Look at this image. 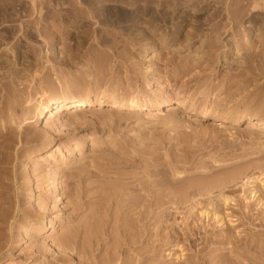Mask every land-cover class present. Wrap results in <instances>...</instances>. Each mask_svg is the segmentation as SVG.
Here are the masks:
<instances>
[{"label":"rangeland","instance_id":"rangeland-1","mask_svg":"<svg viewBox=\"0 0 264 264\" xmlns=\"http://www.w3.org/2000/svg\"><path fill=\"white\" fill-rule=\"evenodd\" d=\"M257 1L259 7L254 10L251 8L253 5L252 0H0V223L5 222L0 224V264H79V257L72 254L74 250L71 249L69 250L70 254L67 253V250L65 251L63 246L61 248V242L65 241L67 244V240L70 238L68 234L70 236L75 235L74 237L78 238L77 244L82 242L83 235L89 234V232L90 235L96 234L90 230L93 227V224H91L93 221H96L95 223L97 224L98 220H95V217L99 220H106L105 223L107 225H104V230L107 233V236H105L107 239L102 240V243L106 244L105 246L108 244L109 247L107 246V248L109 250L113 245V242L109 239L113 241V236H115L114 239L117 236V233L113 230L115 228L117 230L121 226L118 223H122V221H113L114 215L117 212V209L115 213L112 212L114 202L113 207L116 206L115 199L117 200L120 197H124L125 200L131 199L130 197L134 198L135 194L138 193L137 191L128 189V191H125L127 195L124 193V195L120 194L121 196H114V194L112 196V193L123 188L118 179L120 178L122 182L128 184H133L135 175L136 177L139 175L138 178L142 177L144 180H152V178L155 179L156 177H159L156 180H160L161 177L160 174L157 175L158 172L167 173L170 179L176 173H187V175L185 174L184 176L186 185L183 178L181 180L175 177H173L175 180L171 179L170 183L176 186L173 187L171 185V191L173 192L167 193L168 196H172V205H168L167 202L161 205L157 203L156 208L154 206L151 207V215L149 214L146 226L151 221L152 227H154L152 228L153 230H156L155 226L157 227L161 222L163 225L166 223L168 225V228L165 227L161 230V232H164H162L163 234L168 233V237L163 235L165 237H162L163 241L156 240L158 243L154 242L155 249L159 250L161 248V252L159 251L161 254L156 251L155 253L159 257L154 254L153 256L158 258L154 257L151 264H160V262L161 264H166V262L168 264H176L174 261L176 254L178 255L183 252L192 255L195 254L196 248H198L196 251H201L199 255L203 260V257L205 259L206 257L210 258L207 253L210 250L209 246L211 248L212 245L213 249L216 250L221 247L220 243L211 244L209 242V245L204 239L209 234H214L216 238H221L226 234V230H220L215 222L211 223L213 225L215 223L217 227L213 226L212 228L211 224L206 229L203 227L207 223H200L202 225H200V231L197 234L198 239L196 238V243H199L198 245L190 246L184 234L181 236L179 234L186 230V226L184 225L186 223L185 215L188 214L186 213L188 212L187 207L189 208L188 204L183 202L182 190L189 185L187 181H190L192 184L194 180L197 181L196 177L199 178L204 173H206L204 175L205 178L201 176L202 178L198 180H201V183L199 182L201 185H197L199 188L203 186V189L196 188L195 190V187H192L191 191L193 190V193L197 191L198 193V191L203 190L201 192L205 193L204 190L211 187L204 194L207 196L208 193L209 197L207 196V199L200 196L203 198V203L205 204L207 203L206 201H210L212 198L211 201L215 198L217 199L214 201H218L220 196L223 195H227L228 199L232 198L233 202L237 200L241 208L237 205L234 206L235 201L226 210L230 211L235 218L237 217L239 226L247 224L249 221L252 223L244 229L245 232H250L252 240L263 239L264 236L261 238V235L258 237L253 235V233L256 234L257 232L259 234L264 231V221H262L264 220V210L262 208L260 211H257L258 207L255 206L254 202H252L253 204L251 202L247 204V206L250 205V208L243 209L245 201L243 200L244 197H240V193H244V196L249 198L248 192L252 188L249 185H252V183H247V185H244L245 187L242 183L247 177L250 180V177L259 176L260 180H264V128L252 127L247 123L222 124L219 121H214V123L209 118L202 121L194 114L184 113L183 110V107H189L191 103L195 104L193 109L196 112L200 111V108L203 106L211 108L214 105V108L217 107V109L213 108L214 112L216 114L218 110L220 112L217 115H224L225 113V115L232 114L231 116L234 115L233 117H235L247 114L251 117L262 118L264 120V0ZM239 6H242V8L239 9ZM258 33H261V35ZM160 36L166 37L168 40L167 45L161 42L158 43ZM185 37L187 39L191 38L186 42L187 39ZM152 43L155 48L148 49L151 53L146 57H142L143 54H140L141 50L153 46ZM186 43L189 47L186 45L182 46ZM227 43H229L228 46L232 47L231 51L227 49ZM160 44L164 48H161ZM177 44L183 48L178 47V49L177 46L179 45ZM173 49H175L174 53ZM122 50L125 53L129 50L126 53L127 55L124 53L126 56L122 54L124 52ZM159 50L167 52L162 53V55L160 53L157 59L154 55L159 53ZM133 52L135 53L131 55ZM175 56L176 58H173ZM167 57L166 64L165 58ZM122 58H126L128 62ZM197 58L198 60L196 61ZM184 59L186 61H183ZM174 61L177 64H173ZM180 61L186 62V65L189 63L185 68H182L183 63ZM118 62L120 63L118 64ZM134 64L138 68L136 66L135 68ZM155 64L158 65L156 66ZM121 65H124L123 68ZM153 65L156 67L154 68ZM191 65H193L192 69L190 68ZM197 65H200L201 68L199 66L196 67ZM111 67L112 69L109 70ZM151 67L157 68L156 70L160 67L158 71L160 72L159 75L162 76L170 75L174 72L177 73L181 69L185 71L184 73L187 71V75L184 74V76L182 72L178 78L173 77L175 74L168 75L169 78L172 76L176 80H172V78L168 82L164 80L161 86L162 89H166L163 93L164 95H169L170 98L175 96L173 101L184 96L187 100L182 105L183 107L174 104L178 108L172 111L152 110L157 113L155 114L151 111L150 113L152 114H146L145 111H141V113L140 110H127L109 105H92L88 106V108L78 109L79 111H77L70 107L61 109V107H58L54 103L50 105L49 111L43 113L40 118L35 119V115H33L36 111L41 110L43 102L51 97L55 100L63 96H87L90 99H94L96 95L107 96L114 94L119 97L126 96L125 98H129V96H133L132 94H136L138 89L145 88L143 84L141 85V79L139 78L146 76L148 68ZM187 68L188 70H186ZM127 69L133 70L134 74H127L125 71ZM170 69L172 72L169 71ZM138 70L140 73L143 72V75ZM133 71L131 72L133 73ZM144 71L147 73H144ZM138 73L140 74L139 76H137ZM124 75L127 76L128 81ZM77 77H80L78 83L75 79ZM193 77L195 79H192ZM186 79L190 81L189 86ZM183 82L184 87H186L183 90H186L180 91L179 89L182 88H179V86ZM185 83H187V86ZM209 84L210 86L212 84V88L208 86ZM150 86H154V84ZM206 86L209 93L206 90ZM148 90H153V87H150ZM188 90L190 92L193 90L194 93L195 90L196 93L199 92L198 94L200 95L198 97L200 99L197 97L198 94H193V91L190 93ZM197 90H201L204 93ZM186 91L189 92H187V95L185 94ZM166 92L169 93L167 94ZM141 97L142 99H147L145 96ZM189 99L192 101L189 102ZM204 100H208L207 103ZM199 105L203 106L200 107ZM65 110L72 112V114L73 112L77 113L71 114V116L64 115ZM168 113H171V115ZM167 118L168 121L166 120ZM159 119H162L163 122L166 120L170 124L166 122L165 124L162 122V124ZM157 121L160 122V125L155 123ZM138 133L139 135H137ZM141 138L147 147L148 145L151 147H148L151 151L145 148L146 145L142 146L144 144H141ZM154 140H160L157 142L160 148L157 147V143ZM136 141L138 142L137 145ZM121 142L123 144L126 142L125 148ZM130 142L131 144H129ZM119 143H121L124 149L127 148V150L123 151V148L119 147ZM116 144L118 145L116 146ZM118 147L120 150L116 149ZM133 147L136 152L132 149ZM34 149H38V153L31 157L29 155L30 151ZM153 149L154 152L152 151ZM114 150H118L119 153L123 152V154L127 153L129 158H133H131L132 160H128L125 157L127 155L124 154L125 161V159H122L124 157L119 158L117 156L123 154L114 152ZM142 150L146 151L144 152L145 154L142 152L143 157ZM111 151L114 153L111 154ZM132 151V155L135 152L134 156L130 154ZM147 152L149 153L147 154ZM155 152L159 153L155 155ZM106 154L110 156L112 164L108 160L105 161L109 159V156L107 155V158ZM112 155L118 157L119 159L115 158L119 161L113 160ZM123 161L126 163L123 164ZM141 161L144 163L142 164ZM133 162L136 165L140 162L138 165L140 169ZM154 162H156V166ZM157 162L159 163L157 164ZM80 164L84 167L79 168ZM14 167H17L16 171L20 170L17 173H20L21 177H19L20 174L15 173L16 171L14 170L16 168L14 169ZM131 169H134V171ZM148 169L150 172L147 171ZM129 170H131V173ZM138 170H140V173ZM145 170L153 175L150 176L152 178L146 177V173L141 172H145ZM164 170H167V172ZM106 171L109 172L106 173ZM192 172L193 175H190V178L193 176V181L192 178L188 177V173L192 174ZM109 173L113 174V178L115 177L116 179H111L112 175ZM129 173L134 175V178ZM198 173L201 174L198 176ZM171 174L172 176H170ZM207 174L209 177H207ZM223 174H226L227 177H222ZM210 176L215 178L218 176V180L215 178L214 180ZM77 177L81 178L76 180ZM97 178L104 179V182H101L102 184H109L107 187L105 184L102 186L109 187L108 189L105 188V191L108 193L104 190H99V185L101 186L102 184ZM222 178L227 182L223 181ZM108 179L109 181H107ZM129 179L133 182L131 181V183ZM136 179L135 182H137ZM210 179L215 182L218 181L216 182L217 184L222 180V184L227 188L220 185L219 187L224 188L222 189L223 192L220 193L222 190H219V188L216 191L215 188L218 186L217 184H212L213 181L211 182ZM156 180L155 182L157 183L158 181ZM206 180L207 182H205ZM209 182L211 186H209ZM156 183L152 186L159 189L160 185ZM20 184L22 185L21 187ZM77 184H81L80 187ZM95 185L98 186H96L97 189L94 188ZM182 185L186 187L183 186L182 189ZM253 185L256 193L259 194L264 202V187H261L260 182ZM75 186L80 191L77 190L76 192ZM87 187H92V189L89 188L91 189L89 190L90 192L96 189L95 192L98 190L100 192L97 191L99 195L108 194L114 199L111 197V200H109L108 198L110 197H108L107 200L106 198L104 199V202L98 199L95 201L96 199L94 198H99L98 195L96 197V194L93 197H91V194L90 200L86 197V199L81 198L80 194H82L84 188L87 190ZM174 188L176 190L178 188L179 190L176 191ZM100 189L103 188L100 187ZM112 189H115V191H108ZM212 189L213 191H210ZM155 191L159 192L157 189ZM178 191H180L179 194L182 200L179 198L180 195L176 193ZM211 192L213 194L211 196L216 194L215 198L210 197L209 194ZM218 192L222 195L217 194ZM73 193L75 195L78 193L81 199L79 200L77 197L78 194L75 196ZM173 196L178 199V201L175 199L177 202L175 206H173L175 204ZM84 200L86 202L89 201L92 205L95 203L94 208L89 204L92 208L86 207ZM231 200L230 202H232ZM108 201H112V204L110 205V202L107 203ZM120 201L124 200H117V204H120ZM100 202L105 205L103 206ZM178 202L181 204H178ZM72 204H75L76 208L72 209ZM78 204L82 208L78 207ZM186 204L187 206H185ZM95 207H97L96 209L99 208L98 211ZM106 207L108 209L112 208L110 211L114 215L110 211L108 212ZM136 207L126 210L133 212L136 210L135 212L138 213L142 208L140 206ZM201 207L198 206L199 209ZM101 208H106V211L102 209V213H100ZM21 209L26 211L24 212ZM220 209V212L225 211L223 208ZM162 210L164 211L162 212ZM241 210H244L243 214L247 213L244 217ZM246 210H249V212ZM95 211L98 212V216ZM113 211L115 210L113 209ZM166 211L167 213L170 212L167 214ZM87 212L89 213L88 215L91 213L93 217L96 213V216L92 218L93 221L91 219L87 220L88 223L86 224L87 221L84 220L87 217H91V215L87 216ZM102 214L103 216L105 214L111 215V218L109 216L106 217L107 219L103 218ZM166 214L169 217L164 219ZM246 216L247 218H245ZM256 216L260 217L261 221ZM161 219H164L166 223H163ZM78 221H81L80 224H78ZM89 222L91 223L89 224ZM111 222L117 227L114 228L112 226L114 229L110 227L113 224ZM196 222L199 223L198 220ZM77 224L80 228L72 226ZM96 224H94V227L97 228ZM191 224H194L193 221ZM49 225L52 227L48 230L46 229L47 231H43L45 226ZM84 225L86 227L88 225L86 229L89 232H86V234H84ZM70 226L74 229L70 228ZM162 226L159 227L161 228ZM109 227L113 229L112 231L116 235H113ZM125 228L129 229L130 226L125 224ZM95 229L92 230L98 231ZM175 229H178L177 232ZM164 230H166V233ZM70 231L72 233L76 231V234H72ZM221 232H224V235ZM108 233L109 235L112 234L110 236L112 238L108 237ZM5 234H8V236ZM2 235H5L6 238ZM63 235L66 237H63ZM175 235L177 238H175ZM73 236H71V239H74ZM172 236L175 238L174 240ZM182 236L185 239L183 238L182 240ZM192 236L195 237V234ZM199 236L201 238L204 237V240L200 239ZM1 237L3 238L1 239ZM94 237L96 236L94 235ZM90 238H93V236ZM176 239L179 241L177 242ZM170 240L171 243H169ZM140 241L139 244L138 242L136 243V246L141 251V255H145L148 253L145 252V243L143 240ZM59 242L61 243L60 245ZM109 242L112 244L109 245ZM205 243H208L209 246L205 245ZM49 244H55L56 249L49 247ZM142 244L144 247H142ZM156 244L162 245V247L157 246L156 248ZM73 245L75 244L73 243ZM178 245L181 247L179 246L178 248ZM180 249L182 250L179 252ZM219 250L217 251L218 254L224 253L223 251L221 253ZM63 251L64 254L61 253ZM95 252H99V249ZM56 253L64 256L66 254V260L62 261V258H57ZM185 254L182 255L183 258L186 257ZM174 255L175 259L173 258ZM67 256L70 258L68 259ZM76 257H78V260ZM160 257L163 258L161 260H164V262L160 260ZM191 258L189 257L188 259L193 260L195 256ZM180 260L182 261V259ZM179 261L176 260L177 264L181 262ZM223 261L224 256L220 259L219 264H222Z\"/></svg>","mask_w":264,"mask_h":264},{"label":"bare ground","instance_id":"bare-ground-1","mask_svg":"<svg viewBox=\"0 0 264 264\" xmlns=\"http://www.w3.org/2000/svg\"><path fill=\"white\" fill-rule=\"evenodd\" d=\"M241 1V0H240ZM258 1L257 0H252V9H254L255 10V8H257V7H259V4L257 3ZM263 7V6H262ZM242 8V6H239V9H241ZM258 10V9H257ZM253 27V26H252ZM264 27V26H263ZM177 31V30H176ZM176 34V33H175ZM186 34V33H185ZM259 34V33H258ZM259 35H261V33L259 34ZM259 35H257V36H259ZM173 36V35H172ZM186 37H187V35H186ZM185 37V38H186ZM261 37V36H260ZM172 38V37H171ZM175 38V37H174ZM191 38V37H190ZM189 38V39H190ZM173 39V38H172ZM187 39V38H186ZM186 39H185V41H186ZM189 39H187V41L186 42H188L189 41ZM234 39H236V37H234ZM232 40V39H231ZM237 40V39H236ZM244 40V39H243ZM235 41V40H234ZM159 42H161V43H164V44H166L167 45V42H168V40L166 39V37L164 36H160L159 38H158V43ZM231 42V41H230ZM229 42V43H230ZM185 43V42H184ZM206 43V42H205ZM208 43V42H207ZM229 43H227V49L228 50H230L231 51V49H232V47H230V46H228L229 45ZM237 43V42H236ZM153 44V43H152ZM177 45H179V44H177ZM188 46V44L186 43V44H183L182 46ZM240 45V44H239ZM165 46V45H164ZM182 46H177V48L179 47V48H181ZM233 46V45H232ZM237 46H238V44H237ZM160 47L161 48H164L163 47V45H161L160 44ZM166 47V46H165ZM168 47V46H167ZM189 47V46H188ZM153 48H155L154 47V44H153V46H150L149 48H144V49H142L141 50V53L140 54H143L142 55V57H146L147 55H149V53H151L150 51H148V49H153ZM161 48H159V49H161ZM177 48H175V49H177ZM178 48V49H179ZM183 48V47H182ZM124 49V48H123ZM167 49H169V48H167ZM166 49V50H167ZM175 49H173L172 51H173V53H174V50ZM234 49V48H233ZM125 50V49H124ZM124 50H122V51H124ZM139 50H140V48H139ZM169 50H171V49H169ZM190 50H192V49H190ZM196 50V49H195ZM129 50H127V52H128ZM180 51V50H179ZM186 51V50H185ZM227 51V50H226ZM126 52V53H127ZM165 52H167V51H160L159 50V53H156L154 56L157 58V56L158 55H160V53H161V55H162V53H165ZM196 52V51H195ZM116 53H118V52H116ZM119 53H121V52H119ZM125 51L122 53L124 56H126L125 54ZM135 52H133V53H131V55L132 54H134ZM197 53V52H196ZM154 54V53H153ZM171 54V53H170ZM117 55H120V54H117ZM130 55V56H131ZM173 55V54H172ZM175 55V54H174ZM196 55V54H195ZM194 55V56H195ZM152 56V55H151ZM177 56V55H176ZM176 56L175 57H173V58H176ZM197 56V55H196ZM195 56V57H196ZM226 56V55H225ZM127 57H129V56H127ZM161 57V56H160ZM171 57V56H170ZM199 57H200V55H199ZM202 57V56H201ZM224 57V56H223ZM192 58V57H191ZM190 58V59H191ZM227 58V57H226ZM123 60H125L124 58H122ZM121 59V60H122ZM158 59V58H157ZM166 59H168V57L167 58H165V63L167 64V62H166ZM171 59V58H170ZM186 59V58H185ZM183 60V61H186V60ZM161 60H163V59H161ZM174 60V59H173ZM178 60V59H177ZM182 60V59H181ZM187 60H189V59H187ZM198 60V58L196 59V61ZM126 61L128 62V60L126 59ZM176 61V60H175ZM174 61V63L173 64H177V62H175ZM179 61V60H178ZM183 61L181 62V63H183ZM164 62V61H163ZM179 62V63H180ZM191 62V61H190ZM101 63V62H100ZM103 63H105V62H103ZM102 63V64H103ZM120 62H118V64H119ZM123 63V62H122ZM138 63V62H137ZM186 63V62H185ZM185 63H183L182 64V68H185L187 65H188V63H187V65L185 64ZM198 63V62H197ZM200 63V62H199ZM101 64V65H102ZM125 64V63H124ZM131 64V63H130ZM171 64V63H170ZM192 64V63H191ZM201 64V63H200ZM126 66H127V64H125ZM152 65V64H151ZM156 65V64H155ZM158 65V64H157ZM156 65V66H157ZM169 65V64H168ZM190 65V64H189ZM193 65H194V62H193ZM193 65H191L190 66V68L193 66ZM196 65V64H195ZM208 65H210V64H208ZM111 66H113V65H111ZM118 66V65H117ZM122 66V65H121ZM120 66V67H121ZM124 66V65H123ZM123 66H122V68H123ZM129 66V65H128ZM134 67L136 66L135 64L133 65ZM154 66V65H153ZM156 66H154V68L156 67ZM170 66V65H169ZM200 67V65H197L196 67ZM114 67V66H113ZM137 67V66H136ZM135 67V68H136ZM122 68H121V70H122ZM138 68V67H137ZM140 68V67H139ZM154 68H148L149 70H148V73L146 72V71H144V73L146 72L147 74H146V76H144L143 78H139V79H141V85L143 84V87L145 86V88H140V89H138L137 90V92H136V94H132L133 96H129V98H125V97H119V96H117V95H114V94H110V95H107V96H97L96 95V97L94 98V99H90V98H88L87 96H84V97H81V96H63V97H61V98H59V99H57V100H55L54 98H47L44 102H43V107L41 108V110H39V111H36L33 115H35L34 117H35V119H38V118H40L41 117V115L43 114V113H45V112H48L49 111V108H50V105L51 104H54V103H56L57 104V106L58 107H61V109L62 108H67V107H70V108H74L75 110H77V111H79L78 109H81V108H88V106H94V105H109V106H115V107H118V108H123V109H127V110H140V112L141 111H145L146 112V114H148V113H150L152 110H156V111H172L173 109H175V108H178V107H176V106H174V104H176V105H183L185 102H186V98L184 97V96H181V92H180V96L181 97H179V99H176L175 101H173V98L175 97V96H173V98L171 97L170 98V96L169 95H164L163 93L166 91V89H162L161 88V86L163 85V81L164 80H166L167 82H168V80H170V78H172V80L174 79L173 77H175V78H178L179 76H180V74H182V72H183V75L184 74H186L187 75V71H186V73H184L185 71H182V69L181 70H179L177 73H175L174 71V73H172V74H175L173 77L171 76L170 78H169V76L170 75H172V74H167V75H164V76H162V75H159V69H160V67H159V69L158 70H156V69H154ZM167 68V67H166ZM178 68V67H177ZM181 68V67H180ZM189 68V70H191ZM201 68V67H200ZM102 69H104V68H102ZM112 69V67L109 69V70H111ZM116 69V68H115ZM133 69V68H132ZM171 69H172V67H171ZM169 70V71H171L172 72V70ZM179 69V68H178ZM211 69H213L212 67H211ZM108 70V71H109ZM140 70V69H139ZM138 70V71H139ZM185 70V69H184ZM186 70H188V68L186 69ZM116 71H117V69H116ZM124 71V70H123ZM126 72H127V74H134V71L133 70H131V69H127V70H125ZM131 71H133V73L131 72ZM137 71V72H138ZM166 71V70H165ZM176 71H177V69H176ZM113 72V71H112ZM137 72H135V73H137ZM164 72V71H163ZM188 72H190V71H188ZM114 73V72H113ZM119 73V72H118ZM139 73H140V71H139ZM138 73V75L137 76H139L140 74H142L143 75V72L142 73H140L139 74ZM162 73V72H161ZM169 73V72H168ZM195 73V72H194ZM117 74V73H116ZM125 74V73H124ZM166 74V73H165ZM169 75V76H168ZM125 76V75H124ZM135 76V75H134ZM133 76V77H134ZM137 76H135V77H137ZM185 76V75H184ZM203 76V75H202ZM127 76H125V78H126ZM78 78V77H77ZM77 78H75L76 79V82L78 83V80H79V78L77 79ZM138 78V77H137ZM169 78V79H168ZM198 78V77H197ZM200 78V77H199ZM189 79H190V77H189ZM192 79H195L194 77L192 78ZM126 80H127V78H126ZM136 81H137V79H135ZM134 80V81H135ZM174 80H176V79H174ZM187 81H188V79H186ZM80 81V80H79ZM128 81V80H127ZM180 81V80H179ZM184 81V80H183ZM186 81V82H187ZM196 81H197V79H196ZM199 81H200V79H199ZM198 81V82H199ZM204 81V80H203ZM170 82V81H169ZM176 82H178V81H176ZM175 82V83H176ZM189 82L190 81H188V86H189ZM166 83V82H165ZM201 84H202V82H200ZM209 83V82H208ZM212 83V82H211ZM153 85L154 84V86H150V85ZM169 84V83H168ZM172 84V83H171ZM181 84V83H180ZM186 84V86H187V83H185ZM195 84V83H194ZM140 85V86H141ZM167 85V84H166ZM175 85V84H174ZM204 85H205V82H204ZM203 85V86H204ZM136 86V85H135ZM139 86V85H138ZM147 86V87H146ZM172 86V85H171ZM193 86V85H192ZM195 86V85H194ZM197 86L199 87V85L197 84ZM202 86V85H201ZM208 86H210V84L208 85ZM211 86H212V84H211ZM210 86V87H211ZM150 87H153V90H148ZM190 87H191V85H190ZM197 87V88H198ZM136 88V87H135ZM179 88H182V89H179L180 91H182L183 90V88H186V87H184V82H183V84L182 85H180L179 86ZM188 88V87H187ZM195 88V87H194ZM205 88V87H204ZM212 88V87H211ZM152 89V88H151ZM168 89V88H167ZM189 89V88H188ZM200 89V88H199ZM203 89V88H202ZM171 90V89H170ZM184 90H186V89H184ZM183 90V91H184ZM194 90V89H193ZM192 90V91H193ZM206 90H207V86H206ZM206 90H205V92H206ZM133 91H134V89H133ZM189 91V90H188ZM188 91H186V95H187V92ZM191 91V92H192ZM197 91H201V90H197ZM208 91V93H209V90H207ZM190 92V91H189ZM188 92V93H189ZM190 92V93H191ZM125 93V92H124ZM127 93V92H126ZM167 94L169 93V92H166ZM195 93H196V90H195ZM194 93V91H193V94H195ZM199 93V92H198ZM198 93H196V94H198ZM201 93H204L203 91H201ZM207 93V92H206ZM130 94V93H129ZM184 94V95H185ZM192 94V95H193ZM125 95V94H124ZM127 95H128V93H127ZM170 95H172L171 93H170ZM176 95V94H175ZM179 95V94H178ZM177 95V96H178ZM200 94H198L197 95V97L199 96ZM206 95V94H205ZM123 96V95H122ZM141 96H145V97H147V99L145 98V99H142V97ZM215 96V95H214ZM186 97H191V96H186ZM205 97V96H204ZM204 97H202L203 99H205ZM209 97V96H208ZM177 98V97H176ZM199 98V97H198ZM193 99V98H192ZM200 99V98H199ZM190 100V99H189ZM226 100V99H225ZM192 100H190L189 102H191ZM205 101V100H204ZM204 101H203V103H204ZM208 101V100H207ZM207 101H205L206 103H207ZM188 102V101H187ZM197 103H199L198 101H197ZM197 103H196V105H197ZM206 103H204V104H206ZM213 103V102H212ZM225 103V102H224ZM228 103V102H227ZM201 104V103H200ZM211 104V103H210ZM214 104H216V103H214ZM209 105V104H208ZM188 106V105H187ZM193 106H195V104L194 103H191V105L189 106V107H183V110H184V113H186V114H194L197 118H199V119H201L202 121L203 120H205L206 118H209V119H211V121L212 122H214V121H219L220 123H236V124H241V123H247V124H249L250 126H252V127H263L264 128V120L262 119V118H257V117H251V116H249V115H247V114H242V115H239V116H235V117H233V116H231V115H225V113H224V115H217L218 114V112H219V110H218V112H217V114L214 112V109H217V107L216 108H214L213 106L211 107V108H209L208 106H200V107H202V108H200L201 110L200 111H198V112H196V111H194V109H193ZM198 106V107H199ZM214 108V109H213ZM69 109V108H68ZM73 109V111H75ZM66 112H64V115H70L71 116V114H72V112H69L68 110H65ZM81 111V110H80ZM135 112V111H134ZM133 112V113H134ZM152 112H154V111H152ZM74 113H77V112H73V114ZM142 113V112H141ZM155 113V112H154ZM153 113V114H154ZM157 113V112H156ZM155 113V114H156ZM220 113V112H219ZM222 113V112H221ZM72 114V115H73ZM80 114V113H79ZM150 114H152V113H150ZM169 115H171V113H168ZM230 114V113H229ZM77 115V114H76ZM170 117V116H169ZM170 118H172V117H170ZM169 118V119H170ZM175 120H176V118H174ZM165 120V119H164ZM167 121H168V118L166 119ZM165 120V122L166 123H169V122H167ZM172 120V119H171ZM171 120H169V121H171ZM159 121H161V123L163 122V120L161 119H159ZM27 122H29L28 120H27ZM26 122V123H27ZM165 122H163L164 124H165ZM156 124H159L160 122H155ZM162 123V124H163ZM215 123V122H214ZM155 124V125H156ZM170 124V123H169ZM168 124V125H169ZM173 124V123H172ZM171 124V125H172ZM18 125H19V123H18ZM160 125V124H159ZM140 130V129H139ZM139 133H140V131H139ZM139 133L137 134V135H139ZM136 134V133H135ZM136 137V136H135ZM151 137V136H150ZM138 138V137H137ZM142 139V138H141ZM146 139V138H145ZM151 139V138H150ZM137 140V139H136ZM133 141V140H132ZM138 141V140H137ZM135 142L136 143V145L138 144V142ZM154 141H156V140H154ZM160 141V140H159ZM158 140L156 141V143L157 142H159ZM140 142V141H139ZM122 143V146L124 147V145L126 144V142H125V144H123V142H121ZM121 143H119V147H122L121 146ZM129 144H131V142L129 143ZM141 144H144V145H142V146H145L146 144L145 143H143V139H142V143ZM155 144V143H154ZM158 144L159 143H157V147L158 148H160V146H158ZM118 144H116V146H117ZM132 145H133V143H132ZM156 145V144H155ZM160 145H162V144H160ZM82 146V145H81ZM115 146V147H116ZM119 147L118 148H116V149H119ZM122 147V148H123ZM148 147H150L149 145H148ZM147 147V145H146V149L148 148ZM173 147V146H172ZM125 148V147H124ZM123 148V151L124 150H127V148L126 149H124ZM138 148V147H137ZM151 148V147H150ZM150 148H148L149 150H150ZM133 150H134V147L132 148ZM147 149V150H148ZM169 149V148H168ZM181 149V148H180ZM113 150V149H112ZM120 150V149H119ZM140 150H141V148H140ZM172 150L174 151V149L172 148ZM171 150V151H172ZM121 151H122V149H121ZM120 151V152H121ZM135 152H136V150H134ZM151 151V150H150ZM153 152H154V149L152 150ZM156 151V150H155ZM114 152H118L119 153V151L118 150H114ZM113 151H111V154L112 153H114ZM126 152V151H125ZM135 152H134V154L132 155V153H133V151L130 153L132 156H134L135 155ZM144 153V152H146V151H141V153ZM37 153H38V149H34V150H32V151H30V156L32 157L33 155H37ZM118 153H116V154H118ZM122 154H123V152H121ZM121 153H119V154H121ZM128 153H129V150H128ZM139 153V152H138ZM143 153H142V157H143ZM149 152H147V154H148ZM151 154H152V152H150ZM159 152H155V155L156 154H158ZM125 155H127V153H124ZM124 154L123 155H121V156H119V155H117L119 158H121V157H124ZM140 154V153H139ZM138 154V155H139ZM145 154V153H144ZM150 154V155H151ZM154 154V153H153ZM108 154H106V156H107ZM114 155V154H113ZM112 155V156H113ZM141 155V154H140ZM139 155V156H140ZM109 156V155H108ZM108 156H107V158H108ZM138 156V157H139ZM152 156V155H151ZM159 156V155H158ZM116 157V156H115ZM114 156L112 157V159L113 160H115L116 158H118V157H116L115 158ZM125 157H127L128 158V160L129 159H131V158H133V157H131V158H129V155H127V156H125ZM122 158V159H125V161H126V158ZM118 158V159H119ZM137 158V157H136ZM145 158H147V157H145ZM157 158V157H156ZM106 159V158H105ZM140 159V158H139ZM110 161V163H111V160H110V156H109V159H106L105 161ZM117 160V159H116ZM121 160V159H120ZM128 160H127V162H128ZM132 160V159H131ZM131 160H130V162H131ZM137 160V159H136ZM141 160V159H140ZM139 160V161H140ZM153 160V159H152ZM154 160H156L157 161V159H155L154 158ZM104 161V162H105ZM117 161H119V160H117ZM125 161H123L124 163L123 164H125L126 162ZM148 161V160H147ZM146 161V162H147ZM103 162V163H104ZM135 162V161H134ZM133 162V163H134ZM142 162V161H141ZM201 162V161H200ZM199 162V163H200ZM106 163V162H105ZM122 163V162H121ZM129 163V162H128ZM132 163V162H131ZM140 163V162H139ZM139 163H138V165H139ZM144 162H142V164H143ZM156 162H154V164H155ZM159 162H157V164H158ZM202 163V162H201ZM83 164V163H82ZM108 164H109V162H108ZM112 164V163H111ZM130 164V163H129ZM135 164V163H134ZM134 164H133V167H134ZM141 164V165H142ZM146 164V163H145ZM152 164H153V162H152ZM107 165V164H106ZM119 165H120V162H119ZM127 165V164H126ZM138 165H136L135 164V166H138ZM15 166V165H14ZM104 166V165H103ZM109 166V165H108ZM132 166V165H131ZM131 166H130V168H131ZM150 166V165H149ZM148 166V167H149ZM154 166V165H153ZM155 166H156V164H155ZM80 167H84V166H82L81 164H80V166H79V168ZM114 167V166H113ZM140 166H138V168H139ZM16 168V169H15ZM78 168V169H79ZM81 168V169H82ZM145 168V167H144ZM143 168V169H144ZM194 168V167H193ZM14 171H16L17 170V167H14ZM68 169H69V167H68ZM87 169V168H86ZM85 169V170H86ZM134 169H135V167H134ZM134 169L132 170V171H134ZM140 169V168H139ZM11 170H13V169H11ZM131 170H129V172L131 171ZM142 170V169H141ZM19 172H20V170H18ZM18 171H16L15 173H17ZM79 171V170H78ZM112 171V170H111ZM115 171H116V169H115ZM120 171V170H119ZM126 171V170H125ZM137 171V170H136ZM135 171V172H136ZM139 171V173H140V170H138ZM147 171H149L150 172V170L148 169ZM165 172H167V170H164ZM193 171H195V170H193ZM13 172V171H12ZM81 172V171H80ZM92 172V171H91ZM109 172V171H108ZM107 171H106V173H108ZM113 172V171H112ZM127 173H128V171H126ZM141 172H143V173H146L145 175H146V177L147 176H151L152 174L151 173H148V172H146V170H145V172L144 171H141ZM84 173V172H83ZM82 173V174H83ZM90 173V172H89ZM131 173V172H130ZM129 173V174H130ZM138 173V174H139ZM18 174V173H17ZM20 174V173H19ZM18 174V175H19ZM86 174V173H85ZM104 174H105V172H104ZM110 174V173H109ZM135 174V173H134ZM142 174V173H141ZM153 174H156V173H153ZM160 174V177H161V179L160 180H158L159 179V177H156V178H158L157 180H156V178L155 179H153L152 177H150V178H152V180H147L146 179V177H145V179L146 180H144V178H142V177H140V178H138L139 177V175L136 177V175H135V179L136 178H138V179H136L137 180V182H135V179H134V182H133V184H128V183H126V182H122L121 180H120V178L118 179L120 182H121V184H122V186L121 187H123L122 188V190H120V189H118V191H116L115 193H112V196H113V194H114V196L116 195V196H118V195H124V193L126 194L127 192H125L126 190L128 191V189L129 190H133V191H137L138 193L137 194H135V193H133V194H135V196H134V198H132V197H130L131 199H127V200H125L124 199V197H120V198H118L117 200H124V201H120V204H117V200L115 199V201H116V206L115 207H113L114 206V204H115V202H114V204L112 205V208L115 210V211H113V209H112V212H116V209H117V212H116V215H114L110 210L111 209H108L107 207V209H108V212L110 211L114 216H115V220L113 219V221H116V222H118V221H122V223L121 224H119L118 223V225L120 226L117 230H116V228L115 227H117V226H115L114 225V223L113 222H111V223H113V224H111V226L110 227H112V226H114V230L113 229H110V227H109V230L110 231H115L116 233H117V236H116V239H114V237L115 236H113V241L111 240V239H109L111 242H113V245H112V248L110 247V249L108 250V248H107V246H108V244H107V246H105L104 245V243H102L103 241L102 240H104V239H107L105 236H107L106 234V231L104 230L105 228H104V225L106 224L105 223V219H104V221H103V219L102 220H99L98 218L96 219V213L95 212H97L98 211V209H96L97 207H95V209L97 210V211H95V212H93V213H95V220H98L97 221V224L93 221V219L92 218H94L92 215H91V213H90V215H91V217H87L86 218V216H85V218H86V220H84V221H87V220H89V219H91L92 221H93V223H91V222H89V224L91 223V224H93V227L90 229L91 230V232H93V233H96V234H91L90 235V232L89 231H87V229L86 228H88V225H87V227L84 225V227H85V233L84 234H86V232L88 233L89 232V234H86V235H83L84 236V238L83 237H81V238H83V240H82V242L81 243H79V244H77L78 243V241L79 240H77L76 239V237H74L73 235H71V236H73L74 237V239L72 238L71 239V236H70V234H68L69 235V241L67 240V238H65V240H67V244L65 243V241L64 242H61L62 243V245H61V248H62V246H63V249L66 251L67 250V253H69V250H71V249H73L74 250V252L72 253L74 256L76 255V256H78L79 257V264H151V263H153L152 261H153V259H154V257L155 256H157L158 254L157 253H155L156 251H158V253H159V251L161 250V248H159V250L158 249H155V243L154 242H157V241H159V240H162V237H164L165 235L167 236V234L168 233H166V230H164L165 231V233L166 234H163L162 232H161V230H163L165 227H167L168 228V225H167V223L166 222H164V219L166 218V217H169L167 214L170 212H168L167 213V211H166V215L164 216V219H161L162 221H163V223H166L165 225H163L162 224V222H161V224L163 225H158L157 227L159 228L158 230H157V227L155 226V229L156 230H153L152 228H154V227H152V221L149 223V225H147L146 226V223H147V221L149 220L148 219V217H149V214L151 215V207L152 206H156L157 207V203L158 204H164V203H167L168 205H172V201H173V199H171L172 198V196L171 195H167V193H171V192H173V191H171L172 190V188H171V183H170V181H171V179L173 178V177H175V178H177V179H179V180H181V178H183V180H184V184H185V178H184V176H185V174L187 175V173H176V175L175 176H172V174L170 175V176H172V178L170 179V178H168V176H167V173H157V175H159ZM189 175H188V177L190 178V175H193V172H192V174H190V173H188ZM201 173H198V176L200 175ZM219 174V173H218ZM18 175H16V176H18ZM110 175H112V177H111V179L113 178V174H110ZM109 175V176H110ZM131 175V174H130ZM129 175V176H130ZM156 175V176H157ZM169 175V174H168ZM195 175H196V173L194 174V177H195ZM204 175H206V173H204V174H201V176H203L204 177ZM217 175V174H216ZM83 176V175H82ZM86 176H87V174H86ZM85 176V177H86ZM134 175H131V177H133ZM140 176H142V175H140ZM153 176V175H152ZM169 176V177H170ZM199 177V178H202V177ZM219 176V175H218ZM218 176L215 178V177H213V179L215 178L216 180H218ZM226 176V174L224 175L223 174V176L222 177H225ZM14 177V176H13ZM19 177H21V174H20V176ZM75 177V176H74ZM106 177H108L107 175H106ZM144 177V176H143ZM187 177V178H188ZM207 177H209L208 176V174H207ZM211 177V176H210ZM211 177V178H212ZM227 177V176H226ZM78 178L79 177H77V179L76 180H78ZM81 178V177H80ZM79 178V179H80ZM84 178V177H83ZM115 178V177H114ZM113 178V179H114ZM134 178V177H133ZM188 178V179H189ZM191 178H192V181L194 180L193 179V176H191ZM190 178V179H191ZM199 178H197L196 177V180L198 181L199 180ZM205 178V177H204ZM249 177H247L246 179H244L243 180V186L244 185H247V183L249 184V183H252V185H249V187L251 186L252 188H250V191L248 192V196H249V198L248 197H245L244 196V193H240V197H244V201H245V204H244V208L243 209H248V207L250 206H247V204H250V202L252 203V202H254V204H255V206H257L258 207V209H257V211H260L262 208H263V210H264V202H263V199H261L260 198V196H259V194H257L256 193V189L254 188V185L253 184H255V183H257V184H259V182H260V185H261V187L263 186L264 187V180H260L259 179V176H254L253 178L252 177H250V180L248 179ZM252 178V179H251ZM261 178V177H260ZM17 179V178H16ZM19 179V178H18ZM98 179V178H97ZM116 179V178H115ZM132 179V178H131ZM174 179V178H173ZM189 179V180H190ZM214 179V180H215ZM220 179H221V177H220ZM84 180V179H83ZM99 181H100V183L104 180V179H98ZM155 180L156 181H158L157 183L160 185V187H159V189L158 188H153V186L152 185H154V183H156L155 182ZM175 180V179H174ZM211 180V179H210ZM222 180H223V178H222ZM222 180H220V183L219 184H217L216 182H218V181H213V180H211V182L213 181V183L212 184H217V188H215V190L217 189L218 190V188H219V190H222V189H224L226 186L225 185H223L222 183L223 182H221ZM249 180V181H248ZM81 181V180H80ZM107 181H109V179L107 180ZM129 181H130V179H129ZM130 181V182H131ZM149 181V182H148ZM195 181L194 180V182L191 184V182L190 181H187L188 182V184L189 185H187V187L185 186V185H182L181 186V188L183 189V186H185L184 188L185 189H183L182 190V195H183V202L184 203H187L188 204V206H189V208L187 207V209H188V212H186V213H188L187 215H185L186 217H185V219H186V223L184 224L185 226V228H186V230L185 231H183L182 233L180 232L179 234H180V236L182 235V234H184V236H185V238L189 241V243H190V246H194V245H196L197 243H196V238L198 239V233H199V228H200V225H202V224H200L201 222H203V224L204 223H207L206 225H205V227H203V228H205L206 229V227H208V226H210L212 223L211 222H215L216 223V225L220 228V230L222 229V230H226V234L224 235L223 233L224 232H221L224 236H222L221 238L220 237H217L216 238V236L213 234V235H211V234H209V236H205L206 238H204V237H202L201 238V236H199V238L200 239H202V240H206V242H210L211 244H215V243H220L221 245V247L218 249L220 252L221 251H223L224 253L223 254H218V250H216V249H213V247H212V245H211V248H210V243H209V245H208V243L206 244L205 243V245H208L209 246V249H207V250H209L207 253L209 254V256H210V258H208V257H206V259H205V257H203L204 259L202 260V257H200V255H199V252H201V251H196V249H198V248H196L195 249V254H192V255H189V254H185V253H180V254H176V259H175V255H174V261H175V263L177 264L178 262H176V260H180V259H182V261L180 262L181 264H219L220 263V259L224 256V261H223V263L222 264H264V237H263V239L261 240L260 238H258L259 237V235H261L260 237L262 238V236H264V231L263 232H261V233H259V234H257V232H256V234H254L253 233V235H256V236H258L257 238L258 239H256V240H252V238H250V232L248 233V232H245L244 231V229L246 228V227H248L250 224H252V223H250V221L247 223V224H242V226H239V222H238V219H237V217L235 218V216L230 212V211H228V210H226L228 207H231L230 205H233L234 204V202L236 201V203L234 204V206L235 205H237V206H239L240 208H241V206H240V204H238L237 203V200H235L234 202L231 200L232 198L231 197H229V198H231V199H228V197H226L227 195H223V196H220V198L218 199V201L216 200V201H214L215 199H217V198H215L216 197V194H214V196H211V195H213L212 194V192H211V194H209L210 195V197H214L215 199L213 200V201H206L207 203L205 204V203H203V198H206L207 199V196H208V193H207V196H205L204 194H206V191H208L209 189H211V187H208L207 189H205L204 190V192L205 193H202L201 191H203V190H201L200 192L198 191V193H197V191L195 192V193H193L192 191H191V188L192 187H195L194 189L196 190V188L198 189L199 187L198 186H200L201 184H199V182L201 181ZM203 181V180H202ZM209 181V180H208ZM223 181H226L225 179L223 180ZM257 181H259V182H257ZM104 182V181H103ZM131 182V183H132ZM205 182H207V180L205 181ZM227 182V181H226ZM228 182L230 183V181L228 180ZM79 183V182H78ZM96 183V182H95ZM156 183V184H157ZM201 183V182H200ZM210 183V182H209ZM241 183V184H242ZM98 184V183H97ZM102 184V183H101ZM106 185V187L109 185V184H106V183H103L101 186L99 185V190H104L105 191V186L104 187H102L103 185ZM156 184H155V186H156ZM205 184V183H204ZM227 184V183H226ZM80 185L81 184H77V186L78 187H80ZM117 185V184H116ZM115 185V186H116ZM198 185V186H197ZM208 185V184H207ZM222 186L223 185V187H219V186ZM22 185L20 184V187H21ZM77 186H75L76 188H75V191L77 192V190H78V187ZM97 185H95V187L94 188H96L97 189V187H96ZM111 186V185H110ZM173 187L175 186L174 184L172 185ZM209 186H211V183L209 184ZM243 186H242V188H243ZM92 187H93V185H92ZM92 187H89V188H91L92 189ZM100 187L101 188H103V189H100ZM112 187V186H111ZM111 187H110V189H111ZM158 187V186H157ZM176 187V186H175ZM179 189H180V187L179 186H177ZM203 187V186H202ZM202 187H200L199 189H201ZM205 187V186H204ZM207 187V186H206ZM215 187V186H214ZM245 187V186H244ZM23 188V187H22ZM81 188H83V187H81ZM80 188V189H81ZM88 187H87V190L84 188V191H82V194H80V196H82L81 198H88L89 199V197H90V195H91V197H93V196H95V194H96V197H97V195L99 196V198H94V199H96L95 201H97V199L100 201V200H102L103 202H104V199L106 198V200H107V198L108 197H110L108 194H101V195H99V193L96 191L95 192V190L93 191H89V190H91V189H89ZM109 188V187H108ZM108 188H106V189H108ZM177 188V190H179ZM227 188V187H226ZM117 189V188H116ZM154 189V190H153ZM155 189H157V190H159V192H156L155 191ZM175 190H176V188H174ZM203 189V188H202ZM71 190V189H70ZM176 190V191H177ZM181 190V189H180ZM216 190V191H217ZM243 190V192H244V188L242 189ZM241 190V191H242ZM78 191H80V190H78ZM108 191H115V189L113 190H108ZM210 191H213V189L212 190H210ZM209 191V192H210ZM20 192V191H19ZM71 192H73V190H71ZM93 192H95V193H93ZM106 193H108L107 191H105ZM175 192V191H174ZM215 192V191H214ZM221 192H223V190L222 191H220V193ZM17 193V192H16ZM81 193V192H80ZM130 193V192H129ZM128 193V195H130ZM177 194H179L180 193V191H178V192H176ZM219 192L217 193V194H220ZM78 194V193H77ZM76 194V195H77ZM73 195H75L74 193H73ZM75 195V196H76ZM108 195V196H107ZM127 195V194H126ZM125 195V196H126ZM175 195V194H174ZM180 195V194H179ZM220 195H222V194H220ZM111 196V197H112ZM178 196V195H177ZM200 196H203V198L202 197H200ZM205 196V197H204ZM219 196V195H218ZM77 197L79 198V194L77 195ZM90 197V198H91ZM111 197L110 198H108L109 200H111ZM128 197V196H127ZM209 197V196H208ZM81 198H79V200L81 199ZM85 198V199H86ZM116 198V197H115ZM173 198H174V200L176 199V197H174L173 196ZM178 198V197H177ZM180 199H181V195H180V197H179ZM112 199H114L113 197H112ZM90 200V199H89ZM91 200H93V199H91ZM172 200V201H171ZM177 201H178V199H176ZM176 200H175V204L173 205V206H175L176 205ZM182 200V199H181ZM230 200L233 202H230ZM77 201V200H76ZM82 201V200H81ZM85 201V200H84ZM180 201V200H179ZM204 201H205V199H204ZM80 202V201H79ZM79 202H77V203H79ZM86 202V201H85ZM110 202V205L112 204V201H108L107 203H109ZM119 202V201H118ZM169 202H170V204H169ZM181 202V201H180ZM183 202H182V204H183ZM82 204H84V202H82ZM87 204V205H86ZM86 204H84L86 207L87 206H89V205H92V203L90 204L89 203V201L88 202H86ZM89 204V205H88ZM95 204V203H94ZM94 204L92 205L93 206V208H94ZM97 204H98V202H97ZM100 204H103V203H101L100 202ZM156 204V205H155ZM178 204H181V203H179L178 202ZM177 204V205H178ZM187 204L185 205V206H187ZM205 205V207H204V205ZM253 204V203H252ZM12 205V204H11ZM75 205V204H74ZM73 204L71 205V206H73V208L72 209H74V208H76V206H74ZM77 205V204H76ZM80 204H78V207H81L82 208V206H79ZM83 205V206H84ZM105 204H103V206H104ZM107 205H109V204H107ZM110 205H109V207H110ZM117 205H118V207H117ZM160 205H158V206H160ZM92 206H89L88 208L90 209V207L92 208ZM136 206H140L142 209H140V211H138V213H136L135 211V214H134V212L133 211H127L126 209H128V210H130L131 209V207H136ZM180 206V205H179ZM184 206V205H183ZM184 206V207H185ZM198 206L199 207H201V206H203V207H201L200 209L198 208ZM236 206V207H237ZM15 207V206H14ZM102 207V206H101ZM153 207V208H154ZM155 207V208H156ZM166 208H167V206H165ZM172 207V206H171ZM84 208V207H83ZM106 208L104 209V208H101L100 209V211L102 210V209H104L105 211H106ZM137 208V207H136ZM154 208V209H155ZM164 208V207H163ZM162 208V209H163ZM220 208H223V209H225V211L224 212H220ZM250 208V207H249ZM85 209H87V208H85ZM133 209V208H132ZM138 209V208H137ZM174 209V208H173ZM186 209V208H185ZM186 209V210H187ZM229 209V208H228ZM17 210V209H16ZM22 210V209H21ZM88 210V209H87ZM134 210V209H133ZM156 210V209H155ZM154 210V211H155ZM22 211H26V210H22ZM74 211V210H73ZM164 210H162V212H163ZM242 211V210H241ZM244 211V210H243ZM243 211L241 212L242 214H243ZM247 212H249V210H246ZM89 212H90V210H89ZM107 212V213H108ZM124 212H126V213H124ZM131 212V213H130ZM133 212V213H132ZM153 212V211H152ZM157 212V211H156ZM256 212V211H255ZM1 213H3V212H1ZM100 213H102V211L100 212ZM99 213V214H100ZM106 213V212H105ZM155 213V212H154ZM89 213L87 212V216H90V215H88ZM103 214H104V212H103ZM103 214H102V217L103 218H106L107 216H109L108 214H105V216H103ZM119 214V215H118ZM124 214V215H123ZM171 214V213H170ZM169 214V215H170ZM247 213H244L243 214V217L246 215ZM133 215H135V216H133ZM257 215V214H256ZM258 215H260V214H258ZM97 216H98V212H97ZM99 216H101V215H99ZM111 216V215H110ZM109 216V217H110ZM257 217V216H256ZM111 218V217H110ZM245 218H247V216L245 217ZM258 218V217H257ZM107 219V218H106ZM168 219V218H167ZM258 219H260V217L258 218ZM4 220V219H3ZM2 220V221H3ZM90 220V221H91ZM111 220V219H110ZM199 221V223L198 222H196V221ZM154 221V220H153ZM192 221H193V223L194 224H191L192 223ZM260 221H261V219H260ZM262 221H264V220H262ZM1 222V221H0ZM79 222V221H78ZM81 222V221H80ZM80 222L78 223V224H80ZM108 222V221H107ZM2 223H5L4 221L2 222ZM2 223H0V224H2ZM88 223V221L86 222V224ZM154 223V222H153ZM215 223H214V225L212 224L211 225V227L213 228V226L214 227H217V226H215ZM261 223V222H260ZM78 224L77 225H72V226H76V227H78ZM94 224H96V226H98L97 228L96 227H94L95 225ZM125 224H127V225H129L130 226V228L129 229H124V225ZM190 224H191V226L193 225V227H191L190 226ZM107 225V224H106ZM110 225V224H109ZM108 225V226H109ZM116 225H117V223H116ZM123 225V226H122ZM167 225V226H166ZM263 225V224H262ZM72 226H70V228H72ZM90 226H92V225H90ZM159 226H162L161 228L159 227ZM52 226L51 225H49V226H45V228H44V230L43 231H47L48 229H50ZM75 227V228H76ZM106 227V226H105ZM78 228H80V226L78 227ZM90 228V227H89ZM97 229L98 231H93L92 229ZM107 228V227H106ZM185 228H183V229H185ZM264 228V227H263ZM10 229V228H9ZM8 229V230H9ZM47 229V230H46ZM72 229H74V228H72ZM95 229V230H96ZM258 229V228H257ZM260 229V228H259ZM78 230V229H77ZM76 230V231H77ZM109 230H108V232H109ZM177 230L178 229H175V231L177 232ZM10 231V230H9ZM71 231H74V230H71ZM70 231V232H71ZM75 231V232H76ZM112 231V233H113V235H116V234H114V232ZM169 231V230H168ZM255 231V230H254ZM260 231H262V229H260ZM74 232V233H75ZM78 232V231H77ZM259 232V231H258ZM9 233V232H8ZM72 233V232H71ZM74 233H72V234H74ZM195 234V237L194 236H192V235H194ZM12 234V233H11ZM76 234V233H75ZM78 234V233H77ZM111 234V233H110ZM1 235V234H0ZM6 236H8V234H5ZM5 235H2V236H4L5 237ZM66 236H67V234H65ZM65 235H63V237L65 236ZM89 236V237H85V236ZM94 235L96 236V237H94ZM108 235H109V233H108ZM164 235V236H163ZM178 235V234H177ZM190 235H191V237H190ZM220 236H221V234H219ZM65 236V237H66ZM77 236V235H76ZM91 236H93V238H90ZM110 236H112V234L111 235H109L108 237H110ZM176 236V235H175ZM218 236V235H217ZM255 236V237H256ZM62 237V238H63ZM168 237V236H167ZM192 237H194V238H192ZM3 237H1V239H2ZM6 238V237H5ZM62 238H60V239H62ZM90 238V239H89ZM110 238H112V237H110ZM165 238V237H164ZM172 238H173V236H172ZM175 238H177V236L175 237ZM175 238H173V240L175 239ZM180 238V237H179ZM182 238V240H183V236L181 237ZM184 238V239H185ZM204 238V239H203ZM253 238H254V236H253ZM167 239V238H166ZM168 239H170V238H168ZM260 239V240H259ZM8 240V239H7ZM6 240V241H7ZM80 240V241H81ZM140 240H143L144 241V243H145V248H146V250H145V252H148L147 254H145V255H141V251L140 250H138V248H137V246H136V243L138 242V244H139V241ZM157 240V241H156ZM164 240V239H163ZM162 240V241H163ZM60 241V240H59ZM161 241V242H162ZM176 241L178 242L179 240L178 239H176ZM114 242H117V243H114ZM141 242V241H140ZM161 242H159V243H161ZM176 242V243H177ZM204 242V241H203ZM60 242H59V245L61 244ZM73 243L75 244V245H73ZM106 243V242H105ZM108 243V242H107ZM143 243V244H144ZM158 243V242H157ZM163 243H165V242H163ZM162 243V244H163ZM168 243V242H167ZM169 243H171V240H170V242ZM201 243V242H200ZM112 244V243H111ZM110 244V242H109V245H111ZM142 244V245H143ZM199 244V243H198ZM197 244V245H198ZM55 245V244H54ZM53 244H49V247H53V248H55V246H54ZM141 245V246H142ZM161 245V244H160ZM157 246L158 247H162V245L161 246H159V245H157L156 244V248H157ZM176 246V245H175ZM179 246L180 245H178V248H179ZM218 246V245H217ZM109 247V246H108ZM142 247H144V245L142 246ZM141 247V248H142ZM165 247V246H164ZM177 247V246H176ZM181 247V246H180ZM197 247H199V246H197ZM205 247H207V246H205ZM219 247V246H218ZM144 248V249H145ZM167 248V247H166ZM255 248V249H254ZM56 249V248H55ZM99 249V252H95L96 250H98ZM140 249V248H139ZM144 249H143V251H144ZM193 249H194V247H193ZM200 249V248H199ZM60 250V249H59ZM163 250H164V248H163ZM162 250V251H163ZM182 249H180L179 250V252L181 251ZM200 250H202V249H200ZM206 250V251H207ZM143 251H142V253H143ZM70 252H72V251H70ZM161 252V251H160ZM62 254H64V251L63 252H61ZM60 253V254H61ZM125 253V254H124ZM187 253V252H186ZM206 253V252H205ZM206 253V254H207ZM222 253V252H221ZM57 254V253H56ZM58 254H59V251H58ZM56 255V257L57 258H62L61 260L63 261L64 259L66 260V258H65V256H66V254H65V256L64 255ZM70 254V253H69ZM144 254V253H143ZM154 254H156L155 256H153ZM159 254H161V253H159ZM183 254H185V258H183L182 257V255ZM187 255H188V257H187ZM204 255V254H203ZM69 256H71V255H69ZM69 256H67L68 257V259L70 258ZM195 256V259H193V260H190V259H188L189 257L191 258V257H194ZM208 256V255H207ZM78 257H76L77 258V260H78ZM158 257H159V255H158ZM158 257H155L156 259L158 258ZM161 258L162 257H160V260H161ZM156 259H155V262H156ZM163 259V258H162ZM192 259V258H191ZM76 260V259H75ZM76 260V261H77ZM161 261H163L164 262V260H161ZM167 261V260H166ZM158 262V261H157ZM162 262V263H163ZM179 263V264H180ZM76 264H78V263H76ZM159 264V263H158ZM160 264H161V262H160ZM166 264H168L167 262H166ZM174 264V263H173Z\"/></svg>","mask_w":264,"mask_h":264}]
</instances>
